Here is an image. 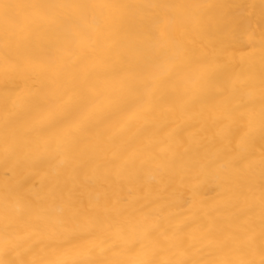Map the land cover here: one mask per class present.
<instances>
[{"label": "bare ground", "instance_id": "6f19581e", "mask_svg": "<svg viewBox=\"0 0 264 264\" xmlns=\"http://www.w3.org/2000/svg\"><path fill=\"white\" fill-rule=\"evenodd\" d=\"M264 0H0V264H260Z\"/></svg>", "mask_w": 264, "mask_h": 264}, {"label": "snow or ice", "instance_id": "6c2138e0", "mask_svg": "<svg viewBox=\"0 0 264 264\" xmlns=\"http://www.w3.org/2000/svg\"><path fill=\"white\" fill-rule=\"evenodd\" d=\"M262 257H264V252H262ZM11 264H15V262H11ZM241 264H244V262H241ZM248 264H255V262H248ZM260 264H264V258L261 259Z\"/></svg>", "mask_w": 264, "mask_h": 264}]
</instances>
